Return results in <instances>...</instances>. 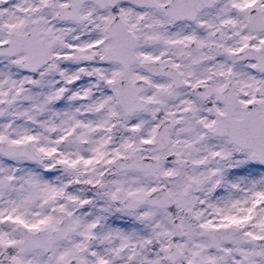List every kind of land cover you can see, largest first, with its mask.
<instances>
[{
    "label": "snow or ice",
    "instance_id": "6c2138e0",
    "mask_svg": "<svg viewBox=\"0 0 264 264\" xmlns=\"http://www.w3.org/2000/svg\"><path fill=\"white\" fill-rule=\"evenodd\" d=\"M0 264H264V0H0Z\"/></svg>",
    "mask_w": 264,
    "mask_h": 264
}]
</instances>
